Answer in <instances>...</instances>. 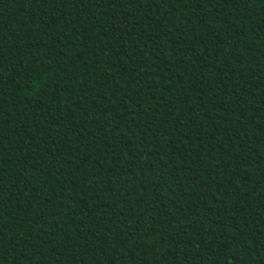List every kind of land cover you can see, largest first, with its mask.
<instances>
[{
    "label": "trees",
    "instance_id": "obj_1",
    "mask_svg": "<svg viewBox=\"0 0 264 264\" xmlns=\"http://www.w3.org/2000/svg\"><path fill=\"white\" fill-rule=\"evenodd\" d=\"M0 264H264V0H0Z\"/></svg>",
    "mask_w": 264,
    "mask_h": 264
}]
</instances>
